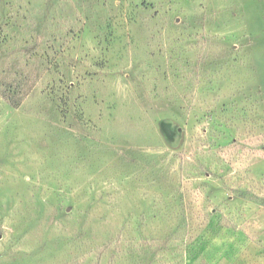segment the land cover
I'll use <instances>...</instances> for the list:
<instances>
[{"label": "rangeland", "instance_id": "1", "mask_svg": "<svg viewBox=\"0 0 264 264\" xmlns=\"http://www.w3.org/2000/svg\"><path fill=\"white\" fill-rule=\"evenodd\" d=\"M0 264H264V0H0Z\"/></svg>", "mask_w": 264, "mask_h": 264}, {"label": "trees", "instance_id": "2", "mask_svg": "<svg viewBox=\"0 0 264 264\" xmlns=\"http://www.w3.org/2000/svg\"><path fill=\"white\" fill-rule=\"evenodd\" d=\"M1 96L7 101V103L14 108H17V106L19 105V102L15 103L13 102V100L7 95V93L2 92Z\"/></svg>", "mask_w": 264, "mask_h": 264}]
</instances>
